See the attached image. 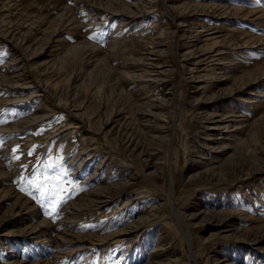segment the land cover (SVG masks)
I'll return each mask as SVG.
<instances>
[{
    "label": "rangeland",
    "instance_id": "1",
    "mask_svg": "<svg viewBox=\"0 0 264 264\" xmlns=\"http://www.w3.org/2000/svg\"><path fill=\"white\" fill-rule=\"evenodd\" d=\"M143 1L0 0V264H264V0Z\"/></svg>",
    "mask_w": 264,
    "mask_h": 264
},
{
    "label": "bare ground",
    "instance_id": "2",
    "mask_svg": "<svg viewBox=\"0 0 264 264\" xmlns=\"http://www.w3.org/2000/svg\"><path fill=\"white\" fill-rule=\"evenodd\" d=\"M164 1V0H163ZM134 0H131L130 1V4H127V3H120L119 0H114V3H113V6H115L117 11H120V8L122 10H125L126 13L130 16V17H133L135 16L136 14H142L144 13L147 8H150L152 5L151 3L149 2H146V1H143V0H138V1H135V3H133ZM153 3V2H152ZM149 4V6H148ZM148 6V7H147ZM147 7V8H146ZM225 7V6H224ZM224 7H214V6H209L207 8H213V9H216L218 8V10H225ZM220 8V9H219ZM237 9V8H236ZM259 15L262 16L264 15V13L259 10L258 11ZM176 22V21H175ZM200 26V25H199ZM174 33V36L178 37L179 35V32L177 33L176 31L173 32ZM27 43V42H26ZM160 45V44H159ZM178 46V44H177ZM160 47V46H159ZM180 48V47H178ZM191 51V50H190ZM190 51L186 52L188 55L191 54ZM156 52H158V55L157 56H160L161 54H163V50L162 49H156ZM157 54V53H156ZM195 55V54H194ZM185 56V55H184ZM193 56V55H192ZM158 64V63H156ZM163 67V66H162ZM162 94V93H161ZM166 93H164V95L162 96L164 99H166ZM169 96V95H168ZM169 98V97H168ZM214 98V96L212 97ZM216 98V97H215ZM164 99L161 101L160 104L156 105V109L158 111V107H161L164 103ZM228 113V112H227ZM149 114V113H148ZM152 114L154 115V113L152 112ZM157 113H155L156 115ZM146 116V115H145ZM158 116V114H157ZM205 117H206V120L204 122H207V126L210 130H213V131H218V129L220 128H228L230 127L229 124L227 122H224L222 121L223 119H220V118H217L215 113H205ZM220 117V116H219ZM225 124L224 126L221 127V125ZM222 130V129H221ZM225 135V134H224ZM223 136V135H222ZM220 138V137H219ZM153 166V165H152ZM155 166V165H154ZM157 171V170H156ZM155 171V172H156ZM100 182V181H99ZM124 182V181H123ZM123 182H115V183H111V184H108L107 182H102L101 184L97 185L96 188H94L93 190L89 191V193L87 195H85L83 201H86V202H89V205H95L97 209L101 208L102 206L108 204V200L111 199V197L113 196L114 193H116L117 191H119V188L121 186H123L122 184H124ZM168 198H169V201L172 203V200H174L173 198V193L170 191L168 193ZM155 202H153L152 204V207L150 208H146L143 213L146 212L147 215L151 216L155 213L156 211V205H154ZM26 204V203H24ZM84 205V204H83ZM86 205V204H85ZM171 208L172 209V220L174 223H177V229L179 230V232L181 233V239H182V242H184V244L186 243L187 246L190 245V237H189V234L188 233H183L182 232V229L181 227L183 225H181V219L177 213L176 210H174V207H173V204H171ZM79 209V208H78ZM91 209V208H90ZM89 209V210H90ZM88 211V210H87ZM74 212V211H73ZM157 212V211H156ZM69 217V216H68ZM146 217V216H145ZM145 217H142V218H145ZM142 218H138L137 220L133 221L132 223L130 224H127L125 225L124 227H121L119 229H117L116 231H113V233H109L108 235H105V236H102V237H99L97 236L98 238H101L99 240H102L104 238H108V239H120L122 237H127L130 233L134 232L136 230V228L140 225V220ZM148 218V217H147ZM144 221V220H143ZM185 224V223H184ZM184 227V226H183ZM121 240V239H120ZM91 246V245H90ZM80 248V247H79ZM82 248V247H81ZM83 249V248H82ZM163 253V249L161 248H158V249H155V251L153 252V258L154 260H151L149 261L147 264H163V260L164 259H161V255ZM191 256V255H190ZM194 260V259H193ZM195 261V260H194ZM196 262V261H195ZM18 263V262H17ZM36 263V262H35ZM47 264V263H46ZM197 264V262H196Z\"/></svg>",
    "mask_w": 264,
    "mask_h": 264
},
{
    "label": "snow or ice",
    "instance_id": "3",
    "mask_svg": "<svg viewBox=\"0 0 264 264\" xmlns=\"http://www.w3.org/2000/svg\"><path fill=\"white\" fill-rule=\"evenodd\" d=\"M91 38V37H90ZM29 154H31V153H29ZM49 167H51V165H49ZM57 175H59V176H61V178H62V174H57ZM44 183H52V181H49V180H45V181H42V182H40V183H37L36 185H35V187L37 188V189H39V188H41L42 186H43V184ZM56 187L57 188H59L60 187V182H57L56 183ZM74 190V189H73ZM41 196L42 197H44V196H46V197H53V196H55V193L54 192H52V191H48V192H45V193H41ZM64 201L63 200H60L59 201V203H63ZM57 207H58V205H57Z\"/></svg>",
    "mask_w": 264,
    "mask_h": 264
}]
</instances>
